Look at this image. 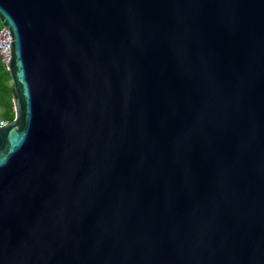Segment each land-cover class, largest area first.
Instances as JSON below:
<instances>
[{
	"label": "water",
	"instance_id": "95a60500",
	"mask_svg": "<svg viewBox=\"0 0 264 264\" xmlns=\"http://www.w3.org/2000/svg\"><path fill=\"white\" fill-rule=\"evenodd\" d=\"M0 264H264V0H0Z\"/></svg>",
	"mask_w": 264,
	"mask_h": 264
},
{
	"label": "trees",
	"instance_id": "16d2710c",
	"mask_svg": "<svg viewBox=\"0 0 264 264\" xmlns=\"http://www.w3.org/2000/svg\"><path fill=\"white\" fill-rule=\"evenodd\" d=\"M2 24L0 22V30ZM16 99L12 79L0 59V121L12 122L15 119L14 100Z\"/></svg>",
	"mask_w": 264,
	"mask_h": 264
},
{
	"label": "built area",
	"instance_id": "2783aa9c",
	"mask_svg": "<svg viewBox=\"0 0 264 264\" xmlns=\"http://www.w3.org/2000/svg\"><path fill=\"white\" fill-rule=\"evenodd\" d=\"M13 43L12 37H10L9 32L5 28L0 30V59L1 62L8 67L11 61V44ZM9 123L7 121H0V127L6 126Z\"/></svg>",
	"mask_w": 264,
	"mask_h": 264
}]
</instances>
